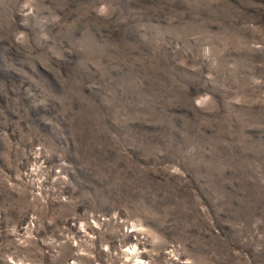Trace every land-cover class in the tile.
Segmentation results:
<instances>
[{
	"label": "rangeland",
	"instance_id": "obj_1",
	"mask_svg": "<svg viewBox=\"0 0 264 264\" xmlns=\"http://www.w3.org/2000/svg\"><path fill=\"white\" fill-rule=\"evenodd\" d=\"M0 264H264V0H0Z\"/></svg>",
	"mask_w": 264,
	"mask_h": 264
}]
</instances>
